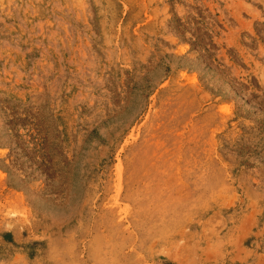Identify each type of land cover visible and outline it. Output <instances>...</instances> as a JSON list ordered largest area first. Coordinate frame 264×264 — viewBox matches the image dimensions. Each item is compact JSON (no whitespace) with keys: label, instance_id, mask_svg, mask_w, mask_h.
Here are the masks:
<instances>
[{"label":"rangeland","instance_id":"obj_1","mask_svg":"<svg viewBox=\"0 0 264 264\" xmlns=\"http://www.w3.org/2000/svg\"><path fill=\"white\" fill-rule=\"evenodd\" d=\"M0 264H264V0H0Z\"/></svg>","mask_w":264,"mask_h":264}]
</instances>
